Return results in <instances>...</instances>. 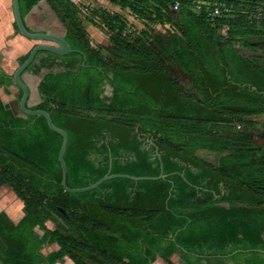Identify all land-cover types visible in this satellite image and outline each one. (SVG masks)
<instances>
[{"label": "trees", "instance_id": "16d2710c", "mask_svg": "<svg viewBox=\"0 0 264 264\" xmlns=\"http://www.w3.org/2000/svg\"><path fill=\"white\" fill-rule=\"evenodd\" d=\"M39 1L19 0L21 16ZM45 2L79 52L59 57L68 61L64 72L44 75L33 108L67 134V186H89L108 172L156 177L162 168L167 176L115 178L67 193L60 185L61 137L43 117L0 99V186L24 213L14 224L0 212V261L175 264L178 254L181 264H264V146L236 128H255L254 118L264 116V96L238 86L264 93V47L256 44L264 42V0H110L144 25L137 30L105 10L98 22L89 19L108 31L109 57L91 44L73 1ZM199 2L223 10L211 17L195 9ZM156 25L170 29L154 34ZM11 84L0 70V86ZM199 150L217 154V162ZM53 244L57 251L44 253Z\"/></svg>", "mask_w": 264, "mask_h": 264}, {"label": "crops", "instance_id": "0c3cea01", "mask_svg": "<svg viewBox=\"0 0 264 264\" xmlns=\"http://www.w3.org/2000/svg\"><path fill=\"white\" fill-rule=\"evenodd\" d=\"M89 1L95 2L97 0ZM23 20L26 27L31 31L50 32L60 36H64V27L62 26L56 15L52 12L45 0H40L36 5H34L23 16ZM35 44L36 42L26 39L25 37L20 35L14 28L11 0H0V70L7 76L11 77L20 64L19 59L27 55L30 49ZM54 56L56 55L43 52L36 55L34 62L22 75V80L29 89L28 106L32 109L37 107L41 103L39 85L44 75H46L47 73L64 72L68 69H64V58H59L61 56ZM53 62H55L56 64H53L51 66L50 64ZM20 93V90L12 84L6 88L4 86H0V99L4 103H10L12 106H15V101L19 102L18 97ZM4 186L8 188L6 185ZM9 193L10 198H12L13 200V204L10 206H5L1 200L0 212L6 213L9 219L14 224H16L24 215L23 205L22 202L16 198V196L10 189ZM45 225L50 230L54 229V227L51 228V226L47 224V222ZM49 247H52L53 249L47 251L46 253L57 251L58 249L57 245L53 244L51 246H44L43 250ZM64 260L65 262H67V264H69V262L70 264H73L67 258H64ZM0 264L3 263L0 261Z\"/></svg>", "mask_w": 264, "mask_h": 264}, {"label": "water", "instance_id": "95a60500", "mask_svg": "<svg viewBox=\"0 0 264 264\" xmlns=\"http://www.w3.org/2000/svg\"><path fill=\"white\" fill-rule=\"evenodd\" d=\"M11 3H12V13H13L14 24L16 26V31L20 35L25 37L26 39L36 42V44L30 49L26 59L21 64L18 65V67L12 74L11 83L13 86L17 87L21 92V97L18 102L19 111L23 115H26V116L43 117L46 120V123L49 129L53 131L54 133L58 134L62 139L61 147L58 153V161H59L60 168H61L60 185L63 188V190L67 193L81 194V193H85L93 189H96L103 182L111 180V179H115V178H125V179H129L132 181H156L160 179H165L167 175L163 174L162 168H161L160 174L156 177H146V176L145 177H135V176L126 175V174H110V172H108L102 178H100L95 183L89 186L82 187V188H70L67 186L66 184L67 168L64 162V154H65L67 142H68L67 134L65 131L56 127L52 123V120L47 112L41 109H32L28 106L29 89L26 86V84L23 82L22 75L34 62V59L37 53L39 52L49 53V54L61 56V57L67 56L73 52H76V53H79V52L72 50L70 48L69 44L65 41L64 36H60V35L50 33V32H34V31L29 30L24 23L23 17L21 16L19 0H11ZM256 44L264 47V42H258ZM82 57H83L82 65L84 66L85 58L84 56ZM238 86L247 87L249 91L255 92L259 95L264 96L263 92H259L255 87H251L249 84L238 85ZM105 88L106 89L109 88L110 95H111V92H112L111 86L107 85ZM236 109L239 110L241 108L238 107ZM181 177H183L182 174H181ZM75 237L77 236L75 235Z\"/></svg>", "mask_w": 264, "mask_h": 264}, {"label": "rangeland", "instance_id": "374dc122", "mask_svg": "<svg viewBox=\"0 0 264 264\" xmlns=\"http://www.w3.org/2000/svg\"><path fill=\"white\" fill-rule=\"evenodd\" d=\"M72 1L80 9V19H81V22L86 27V30L89 34L91 43L94 46L99 47L103 57H109L110 51L112 48L111 43L109 41L108 31L106 29H100V28L93 27L89 21V19L90 20L93 19L94 21L98 22L100 19V17H99L100 11L105 10L109 13L119 12L124 17V19L128 25L134 27L137 30L143 29L144 23L142 21L134 18L130 14L129 10L121 9L118 6H116L115 4H112L110 2V0H97L98 2L97 1L90 2L89 0H72ZM168 29H170V28L167 25L166 26L156 25V26H153L152 32L154 34L164 35ZM245 54L249 55L251 53L249 51H245ZM256 56H257V54H256ZM73 60L77 61L78 58L74 57ZM76 63L77 62H75L74 64H76ZM53 64H56V63L53 62L50 65L52 66ZM73 65L71 64L70 66H73ZM68 66H69L68 61L64 60V69L67 68ZM168 66L170 67L171 71H173V74L176 75V78L179 81V83L184 84L185 86H188V87L190 86L186 76L178 69V67L173 66L171 63H168ZM109 94H110V90H109V88H107L104 92V95L108 96ZM14 104L16 106V105H18V102L15 101ZM254 120L257 121V123L259 124V126H257L258 129H262V131H264V128L260 125V124L264 123V116L256 117ZM236 128H237V126H236ZM237 129L239 131H243L246 134L249 133V129L243 130L242 127H240V126ZM253 141H254L253 144H255L256 146H264V138L262 139L259 137H253ZM197 155L199 157L207 160L208 162H211L214 164L217 162V158H218L217 154L208 153L206 151H197ZM9 194H10L9 189L6 188L4 185H1L0 186V201L2 200V202L4 203L5 206H10L13 204V200H12V198H10ZM47 224H49L51 226V228L54 227L53 223H51V222H47ZM51 249H53V248L49 247L43 251H44V253H46L47 251H49ZM171 260L175 264H181L178 254H175L171 258ZM56 264H67V262H65V260L62 259L59 262H57ZM69 264H70V262H69ZM87 264H93V263L91 261H87ZM154 264H163V262L157 260Z\"/></svg>", "mask_w": 264, "mask_h": 264}, {"label": "built area", "instance_id": "2783aa9c", "mask_svg": "<svg viewBox=\"0 0 264 264\" xmlns=\"http://www.w3.org/2000/svg\"><path fill=\"white\" fill-rule=\"evenodd\" d=\"M196 10H203L205 11L209 16L216 17L221 14V11L223 10L221 4H211L207 2H199L195 4ZM178 9V3L176 2L173 6V10L176 11ZM239 128V126H237Z\"/></svg>", "mask_w": 264, "mask_h": 264}, {"label": "flooded vegetation", "instance_id": "af4514ba", "mask_svg": "<svg viewBox=\"0 0 264 264\" xmlns=\"http://www.w3.org/2000/svg\"><path fill=\"white\" fill-rule=\"evenodd\" d=\"M173 73V71H172ZM175 77L176 75L173 74ZM106 90V88H105ZM255 119V118H254ZM264 128V127H263ZM248 135V139L251 143H254L253 141V137H259V138H264V131H262V129H258V127H255V128H250L249 129V133L247 134Z\"/></svg>", "mask_w": 264, "mask_h": 264}]
</instances>
